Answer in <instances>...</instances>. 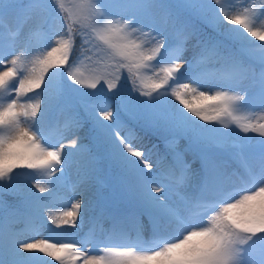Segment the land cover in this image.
Returning a JSON list of instances; mask_svg holds the SVG:
<instances>
[{
	"label": "snow or ice",
	"instance_id": "1",
	"mask_svg": "<svg viewBox=\"0 0 264 264\" xmlns=\"http://www.w3.org/2000/svg\"><path fill=\"white\" fill-rule=\"evenodd\" d=\"M261 121L264 0H0V264H264Z\"/></svg>",
	"mask_w": 264,
	"mask_h": 264
},
{
	"label": "rangeland",
	"instance_id": "2",
	"mask_svg": "<svg viewBox=\"0 0 264 264\" xmlns=\"http://www.w3.org/2000/svg\"><path fill=\"white\" fill-rule=\"evenodd\" d=\"M31 95H33V94H31ZM169 97L172 98V100H173L175 105H177L181 109L183 108V106L179 105V102L176 101L173 97H171L170 95H169ZM261 122H264V121H261ZM234 130L239 135H244L243 133L239 132L238 128H234ZM247 135L252 137L254 140L264 139V137H260L258 135V133H248ZM56 140H57V137H56L55 132L53 131V132H51L49 134V143L50 144H55L58 147L59 145L56 144ZM64 144H65L64 151L66 152L67 150H70L67 147V141H64ZM154 158L155 157H153V159ZM57 175H59V173H57ZM74 175H75L74 174V170L68 174V180H67V183L65 185V190H68V188L70 186V183H71V180L74 179ZM71 203H72V201L64 202L61 199H55V200L52 201V206L49 209H47L46 211H50L53 215H57L60 211H64V210L70 209ZM45 219H47V216L45 217ZM87 227H88V225H86V229L85 230H87ZM48 229H51V231H49ZM63 231H64V229H57V228H55L54 225L49 223L48 224V228L40 230L39 236L36 237V238H51V239H54V240H62L64 237L61 236V235H57V233H61ZM67 231H72V230L68 229Z\"/></svg>",
	"mask_w": 264,
	"mask_h": 264
},
{
	"label": "trees",
	"instance_id": "3",
	"mask_svg": "<svg viewBox=\"0 0 264 264\" xmlns=\"http://www.w3.org/2000/svg\"><path fill=\"white\" fill-rule=\"evenodd\" d=\"M66 2H67V3H72V0H66ZM249 39H250V40H253V38H251V37H249ZM258 42H259V41H258ZM167 98L171 101V103L174 104L172 98H170L169 96H168ZM142 99H143V97H142ZM53 115L57 116V113H56V112H51V113H50V119H51V121H53V119L55 118V116H53ZM67 151H72V149L67 150ZM67 151H66V152H67ZM74 178H75V175H74ZM33 191H35V189H33ZM37 194L39 195V193H37ZM9 199H10V197H9Z\"/></svg>",
	"mask_w": 264,
	"mask_h": 264
}]
</instances>
